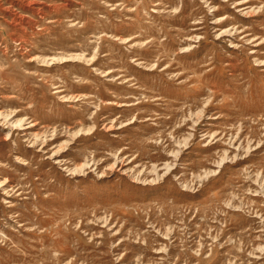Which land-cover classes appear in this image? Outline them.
Here are the masks:
<instances>
[{
	"label": "rangeland",
	"instance_id": "374dc122",
	"mask_svg": "<svg viewBox=\"0 0 264 264\" xmlns=\"http://www.w3.org/2000/svg\"><path fill=\"white\" fill-rule=\"evenodd\" d=\"M0 264H264V0H0Z\"/></svg>",
	"mask_w": 264,
	"mask_h": 264
}]
</instances>
